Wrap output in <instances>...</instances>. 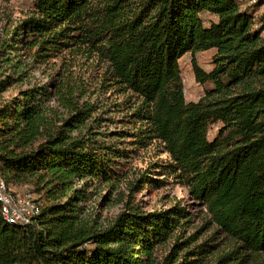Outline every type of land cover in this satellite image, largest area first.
Segmentation results:
<instances>
[{
    "label": "trees",
    "instance_id": "1",
    "mask_svg": "<svg viewBox=\"0 0 264 264\" xmlns=\"http://www.w3.org/2000/svg\"><path fill=\"white\" fill-rule=\"evenodd\" d=\"M263 5L264 0L253 6L240 0H35L29 18L4 27L0 174L10 186L32 187L41 214L35 226H15L0 207V264H155L157 251L171 240L165 261L175 264L188 242L179 241L181 231L192 216L181 200L152 212L127 209L104 228L85 215L98 186L115 188L124 180L121 161L154 143L171 160L165 174L182 179L190 197L246 253L242 261L263 256L264 14L255 28ZM210 50L213 68L205 72L195 55ZM186 54L196 81L212 84L198 102H186L182 94L179 62ZM66 57L107 63L110 76L102 83L110 81L107 86L124 97L115 110L125 113L123 129L102 132L106 118L73 101L74 92H65L64 83L47 71L42 75L48 84L28 83L35 71ZM15 86L18 95L4 98ZM54 97L72 117L53 116ZM216 123L220 129L210 139ZM158 166L151 163L130 189L159 188L163 180L152 177ZM204 246L186 252L179 264L206 256L212 247Z\"/></svg>",
    "mask_w": 264,
    "mask_h": 264
},
{
    "label": "rangeland",
    "instance_id": "2",
    "mask_svg": "<svg viewBox=\"0 0 264 264\" xmlns=\"http://www.w3.org/2000/svg\"><path fill=\"white\" fill-rule=\"evenodd\" d=\"M35 0H0V37L2 38V32L4 27L8 24H20L22 21L29 18L33 3ZM246 2H244L245 4ZM248 6V5H247ZM264 14V5L259 7L256 13V26L258 28L261 23L258 21L260 16ZM205 20L212 19L208 15H204ZM262 39L264 41V32L262 33ZM215 54V50L198 53L195 55L197 64L205 71L210 72L213 68L212 58ZM181 68V74L183 81V89H187V95L184 96L186 102H198L205 97L206 91L212 88V84L207 83L201 85L195 79L192 56L186 54L179 62ZM47 71L48 74L58 82H63V86L66 91H73V101L80 104L81 107L85 105L91 107L93 110H97L92 116L100 115L102 118H106V122H103L102 132L106 130L115 131L123 129L121 121L125 113L119 114L115 112L119 104H122L123 96L111 90L107 84L110 81H106V85L102 83L104 78L109 79L108 65L101 62L96 58H70L66 57L62 61H52L48 66H43L40 71H35L32 77L28 80V83L32 85L48 84L49 79L43 77L42 72ZM21 85V88L27 87ZM20 86H15L4 98H11L18 95ZM183 94V91H182ZM67 105V104H66ZM52 114L57 120H65L72 117V112L68 107H65L62 101L58 97H54L50 103ZM75 119V117H74ZM112 119L117 123V127L108 126L109 120ZM220 123L213 124L210 127V139L218 133L220 129ZM124 140V139H123ZM111 142H117L113 140ZM125 142H127L125 140ZM118 146L121 148H131L127 143H120ZM122 160L123 167H120L124 176V180L115 188L109 186H98L95 193L86 203L85 215L91 222H96L103 228L108 226L119 214L130 208L139 209L141 212H152L155 210H161L168 208L177 200H181L182 203L189 208L192 216L188 224L184 225L181 231V238L179 241L188 240L187 244L183 246V250L179 252L178 260L175 264H179L182 256L189 251L197 250L198 247L208 245L211 246L210 252L206 256L197 257L190 256L195 259L193 264H264V255L258 257H251L247 262L242 261L245 252L239 250L237 244L232 242L226 237L221 230L217 228L211 217L207 213L204 207L199 205L193 200L186 187L181 183L180 177L172 175H166V165L171 164V160L164 152L161 144L154 143L147 150L138 152V155H133L127 163ZM159 164L156 169V173L152 177L162 179L163 183L159 188H144L141 193L133 192L130 187L133 181H135L151 163ZM161 165V166H160ZM177 175V174H176ZM18 192H33L32 187L27 186H11ZM37 199L38 196L34 195ZM190 239V240H189ZM174 241L171 240L160 248L156 255L155 264H167L166 257L172 251ZM204 248H208L207 246ZM237 252L230 254L231 252ZM189 257V256H188ZM237 257V260H233Z\"/></svg>",
    "mask_w": 264,
    "mask_h": 264
},
{
    "label": "built area",
    "instance_id": "3",
    "mask_svg": "<svg viewBox=\"0 0 264 264\" xmlns=\"http://www.w3.org/2000/svg\"><path fill=\"white\" fill-rule=\"evenodd\" d=\"M253 6L259 0H240ZM184 81V79H183ZM187 95V89H183ZM0 207L4 220L15 226H35L41 214V204L30 191L18 192L7 184L0 174Z\"/></svg>",
    "mask_w": 264,
    "mask_h": 264
}]
</instances>
